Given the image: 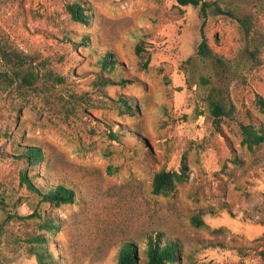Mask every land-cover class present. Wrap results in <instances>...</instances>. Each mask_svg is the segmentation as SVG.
Returning a JSON list of instances; mask_svg holds the SVG:
<instances>
[{
	"label": "rangeland",
	"instance_id": "374dc122",
	"mask_svg": "<svg viewBox=\"0 0 264 264\" xmlns=\"http://www.w3.org/2000/svg\"><path fill=\"white\" fill-rule=\"evenodd\" d=\"M205 1L214 5L204 35L225 62L218 73L197 56L199 7L0 0V50L25 58L36 76L32 88L0 84V264H40L35 253L45 264H117L126 243L145 264L146 240L157 234L179 245L175 264H264V143H241L242 125L264 135V0ZM74 3L86 23L68 13ZM107 53L110 73L99 65ZM15 66L0 60V72ZM212 89L219 119L208 107ZM32 147L42 162L30 167L18 158ZM182 162L186 181L152 194L154 176ZM24 172L40 194L64 185L75 202H42ZM49 220L52 231L41 228Z\"/></svg>",
	"mask_w": 264,
	"mask_h": 264
},
{
	"label": "trees",
	"instance_id": "16d2710c",
	"mask_svg": "<svg viewBox=\"0 0 264 264\" xmlns=\"http://www.w3.org/2000/svg\"><path fill=\"white\" fill-rule=\"evenodd\" d=\"M175 2L181 7H199L200 15L204 19L203 24L200 29L201 33V42L197 49V56L201 59L207 61L213 71L218 73L219 71L224 70L225 62L222 58L217 56L209 47L207 39L204 35V26L205 19L207 17L208 9L214 5L213 3L207 2L205 0H175ZM67 11L71 15L72 19L77 22L86 23L87 18L83 14V8L79 4L67 5ZM216 11L222 15L231 16L229 12L220 10L218 7H215ZM13 58L17 62L15 70H9L0 72V84H5L7 86H12L16 83V80L20 81V84L28 88L34 87V82L36 81V76L34 72L29 69H24L27 64L25 58L20 56L17 53H7L3 50H0V60H8ZM114 56L110 53H107L104 57L100 59L99 65L103 72H113L115 67ZM61 81V80H59ZM100 85H109L111 80L104 78L102 76L98 79ZM122 84L125 81L121 82ZM127 103V102H126ZM258 108L261 113L264 114V100L258 99ZM125 108L132 111V108L124 104ZM208 107L210 113L216 119L225 115V110L222 105V102L217 94L216 89H212L211 93L208 96ZM242 134V145H245L249 150L261 145L264 143V135L257 130L253 125H242L241 126ZM113 139L117 138L116 134H112ZM20 160H24L26 164L30 167L39 165L42 162L41 150L32 147L27 149L19 156ZM187 165L185 162H182L181 168L178 172L176 171H161L157 173L152 182V194L156 196L168 195L173 192L175 188L186 181L187 177ZM21 180L26 187L39 194L42 202L47 203L53 206H62L69 205L75 202V193L72 189L64 186L58 185L54 188L49 189L47 192L40 194L39 190L35 188L31 182L28 180L26 173H22ZM193 222L197 227L204 226L203 220L200 216L193 218ZM42 229L46 231H52L56 228L53 221H44L41 226ZM2 233V227L0 226V236ZM34 242L39 244H45L46 239L42 236H37L34 238ZM146 262L145 264H175L180 257L179 245L175 242H169L163 240L159 234L156 236H149L146 240ZM40 264H45V257L42 253H35ZM117 264H137L135 257L134 245L131 243H126L120 247V250L117 255Z\"/></svg>",
	"mask_w": 264,
	"mask_h": 264
}]
</instances>
